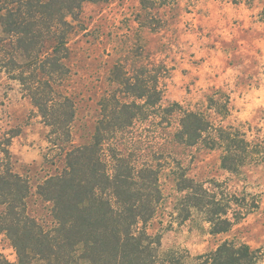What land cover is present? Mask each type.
Listing matches in <instances>:
<instances>
[{
	"label": "trees",
	"instance_id": "1",
	"mask_svg": "<svg viewBox=\"0 0 264 264\" xmlns=\"http://www.w3.org/2000/svg\"><path fill=\"white\" fill-rule=\"evenodd\" d=\"M101 1L0 0V72L31 99L57 148L53 157L63 161L37 188L53 203L55 224L46 228L28 212L30 180L14 167L10 146L22 127L0 132V232L17 253L14 263L0 254V264H263V247L236 238L193 256L185 247H163L161 234L148 229L166 198L161 180L166 163L181 193L175 205L180 221L197 213L208 232L218 235L258 207L256 196L248 200L223 182L190 177L187 165L162 142L220 149L222 168L233 174L264 162L262 130L248 134L242 124L225 122L231 114L226 93L209 96L203 109L166 104V64L129 68L118 61L91 141L66 147L76 118L74 99L60 88L71 74L69 42L86 29L84 3ZM147 1L144 7L154 6Z\"/></svg>",
	"mask_w": 264,
	"mask_h": 264
},
{
	"label": "rangeland",
	"instance_id": "2",
	"mask_svg": "<svg viewBox=\"0 0 264 264\" xmlns=\"http://www.w3.org/2000/svg\"><path fill=\"white\" fill-rule=\"evenodd\" d=\"M142 1L84 3L86 29L71 35L67 60L71 74L60 86L76 104L72 140L66 147L91 141L101 113L100 100L118 61L129 68L138 63L166 64L169 72L162 79L166 104L179 101L203 109L209 96L226 93L231 114L225 122L242 124L248 134L256 129L264 133V0H148L150 5L155 2L152 7H144ZM17 126L22 132L10 148L15 169L30 180L28 212L50 228L55 224L53 203L44 200L37 188L63 161L53 157L57 148L48 141V128L31 99L17 81L0 72V132ZM162 142L187 165L190 177L223 182L230 192L247 195L248 200L256 196L258 202L229 232L212 235L197 213L186 221L176 218L181 193L166 163L161 172L166 198L148 225L150 233L161 234L163 247H185L194 256L236 238L264 249V162L233 174L222 168L220 149ZM207 186L213 188L209 182ZM0 254L17 261L16 249L1 232Z\"/></svg>",
	"mask_w": 264,
	"mask_h": 264
}]
</instances>
